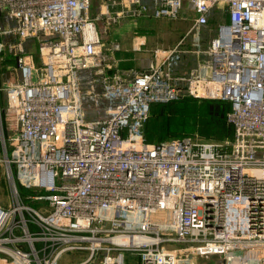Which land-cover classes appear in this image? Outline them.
<instances>
[{
	"label": "built area",
	"instance_id": "built-area-1",
	"mask_svg": "<svg viewBox=\"0 0 264 264\" xmlns=\"http://www.w3.org/2000/svg\"><path fill=\"white\" fill-rule=\"evenodd\" d=\"M95 2L0 0V34L34 39L41 59L20 56L18 80L0 87V160L13 195L0 204V264H57L68 252L86 255L78 264H128L127 255L197 264L213 253L240 264L247 251L264 259V0H107L92 14ZM218 4L227 18L209 44V70L191 75L188 90L228 103L233 137L147 141L152 105L179 98L170 68L185 40L155 49L124 79L97 22L107 32L186 8L192 31ZM89 69L102 95L79 89ZM101 96L113 101L108 115L87 118L85 102Z\"/></svg>",
	"mask_w": 264,
	"mask_h": 264
},
{
	"label": "rangeland",
	"instance_id": "rangeland-1",
	"mask_svg": "<svg viewBox=\"0 0 264 264\" xmlns=\"http://www.w3.org/2000/svg\"><path fill=\"white\" fill-rule=\"evenodd\" d=\"M104 1L107 0H96L92 4L91 13L93 14V9L97 2L99 4ZM192 17V12L185 8L181 18L155 19L141 17L126 19L122 22L134 27L127 30V33H130L127 35L129 36L128 39L136 38V40H139L140 37H144L147 40V45H172L175 40H196V45L194 44L195 49L192 52H188L182 48L176 51L171 59L170 69L174 76V83L181 88L179 98L175 101L179 100L181 102H160L158 105L160 107L155 111L157 115L154 113L152 117V128H155L156 131L152 135L154 139L152 141L162 137L161 133L165 132V126H168L170 129V134L166 138L177 137V135H199L203 139H209L203 136L202 132L205 130L207 124L208 118L206 117V113H213V109L208 104H214V101H206L204 98L192 96L188 90V78L193 74H206L209 70V44L216 34L218 25L227 18V11L222 5H216L207 23L190 31L193 22ZM10 25H12V21L5 22V27H9ZM97 25L103 36L108 33L104 31V25L101 22H97ZM111 27L113 26H110L109 29ZM112 37L110 36V38ZM104 41L106 50L108 49L106 59L109 62H113L115 53L122 46V40L114 38V40L104 39ZM127 41L132 43V40H125L123 43H127ZM117 43L119 47H115ZM26 53L35 55L36 60L41 62V59L38 57L37 43L34 39L21 40L12 33L0 34V87L11 79L18 80L19 74L16 64L20 56ZM79 89L84 92L94 91L102 95V84L97 70L89 69L82 71ZM4 97L5 93L1 91L0 98L2 103ZM112 103L111 99L103 96H101L99 103L88 100L85 102V115L87 118H103L108 115V107ZM165 119L167 121H164ZM148 134L146 133L145 139H149ZM0 155L3 156L1 150ZM31 192V189L20 188L21 196L28 195ZM12 201L13 195L8 186L5 173V161L2 159L0 160V204L8 208ZM27 202L35 207L39 206V201L37 200L32 201L27 199ZM85 258L86 255L84 254L68 252L61 256L57 264H78V262ZM127 259L128 264H137L135 258L130 255H127ZM240 260V264H264L262 254L255 251L245 252ZM197 264H224V257L222 254L213 253L208 258H198Z\"/></svg>",
	"mask_w": 264,
	"mask_h": 264
},
{
	"label": "crops",
	"instance_id": "crops-1",
	"mask_svg": "<svg viewBox=\"0 0 264 264\" xmlns=\"http://www.w3.org/2000/svg\"><path fill=\"white\" fill-rule=\"evenodd\" d=\"M134 28L130 26L128 23H121L118 25H113L111 29H109L107 34L103 36H107L104 39L114 40V38H118V40H122V46L115 53V61L117 65V73H119L122 78H129L132 73L135 71L138 72L146 68L149 62L154 58L155 49H169L175 46L180 40H175L172 45H147V40L144 37H140L139 40L136 38L128 39L130 33H127V30ZM110 36H113L110 38ZM109 38V39H108ZM125 40H132V43L128 42L123 43ZM190 42V43H189ZM196 40H185L181 45L184 50L188 52H192L195 49ZM150 126L147 127L149 131Z\"/></svg>",
	"mask_w": 264,
	"mask_h": 264
},
{
	"label": "trees",
	"instance_id": "trees-1",
	"mask_svg": "<svg viewBox=\"0 0 264 264\" xmlns=\"http://www.w3.org/2000/svg\"><path fill=\"white\" fill-rule=\"evenodd\" d=\"M206 101H214V104H208L213 109V113L212 112L206 113V117L208 119L206 121L207 124L205 126V130H203V132H202L203 136L208 137L209 139H212V140L232 138L234 135V129H233V126L227 122V111L229 108L228 103L224 102V101L212 100V99H206ZM175 102H181V101L178 100ZM159 104L160 103H154L152 105L151 117L145 126V128H146L145 138H146V133H149L148 134L149 139H146L147 141L154 140L152 135L156 131H155V128H152V125H153L152 124V119H153L152 117H153L154 113L156 114V112H155L156 109L160 107V106H158ZM163 118H165V117L163 116ZM164 121H167V119H165ZM148 126H150L149 131L147 130ZM164 129H165V132L161 133L162 137H159V139H157V140L164 139L170 134V129L168 126H165ZM177 136H179V135H177Z\"/></svg>",
	"mask_w": 264,
	"mask_h": 264
}]
</instances>
